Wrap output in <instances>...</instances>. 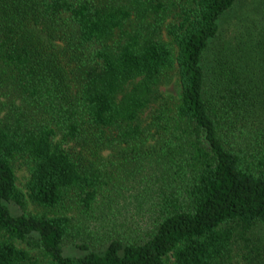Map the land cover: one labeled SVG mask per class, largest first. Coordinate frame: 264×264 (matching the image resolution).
Returning a JSON list of instances; mask_svg holds the SVG:
<instances>
[{
	"label": "trees",
	"instance_id": "trees-1",
	"mask_svg": "<svg viewBox=\"0 0 264 264\" xmlns=\"http://www.w3.org/2000/svg\"><path fill=\"white\" fill-rule=\"evenodd\" d=\"M243 1L0 0V264H264V0L222 25Z\"/></svg>",
	"mask_w": 264,
	"mask_h": 264
},
{
	"label": "rangeland",
	"instance_id": "rangeland-1",
	"mask_svg": "<svg viewBox=\"0 0 264 264\" xmlns=\"http://www.w3.org/2000/svg\"><path fill=\"white\" fill-rule=\"evenodd\" d=\"M255 0H244L242 3L240 4H236L234 7H232L227 13L226 15H224V23H222V25L224 26V28L228 27L229 23L237 16L240 15L242 11L247 10V7H249L251 4H253ZM225 31V30H224ZM159 91L163 94V96L165 95H171L173 97H177L178 95V85L174 79V75H172L169 79L165 80L164 83L161 84V86L159 87ZM15 173H16V182L17 185L25 191V181L27 179L28 176V171L26 169L25 165H17L15 168ZM115 203H117V201H115ZM12 212L14 214H18V213H37V212H41L42 209L40 207H37L31 203H28L26 208L24 210L16 207L13 204H9ZM103 229H106L107 227V222H105L102 225ZM117 227H115L116 229ZM255 237H261V239L264 240V229L263 228H256V232L254 233ZM18 246L23 247L24 249H26L27 251H29V253L34 256L37 254V252L35 250L29 249L25 244L18 242ZM64 249V253L67 255H72V256H77L79 255L81 252L79 250H77V248H75V246L70 245V244H66L63 246Z\"/></svg>",
	"mask_w": 264,
	"mask_h": 264
}]
</instances>
